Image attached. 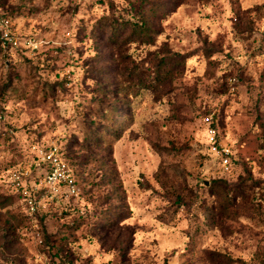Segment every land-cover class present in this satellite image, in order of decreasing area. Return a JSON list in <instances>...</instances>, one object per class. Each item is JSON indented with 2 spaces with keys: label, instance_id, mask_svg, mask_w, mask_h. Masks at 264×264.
Masks as SVG:
<instances>
[{
  "label": "rangeland",
  "instance_id": "374dc122",
  "mask_svg": "<svg viewBox=\"0 0 264 264\" xmlns=\"http://www.w3.org/2000/svg\"><path fill=\"white\" fill-rule=\"evenodd\" d=\"M0 7V264H264V0ZM54 148L79 194L31 214Z\"/></svg>",
  "mask_w": 264,
  "mask_h": 264
},
{
  "label": "built area",
  "instance_id": "2783aa9c",
  "mask_svg": "<svg viewBox=\"0 0 264 264\" xmlns=\"http://www.w3.org/2000/svg\"><path fill=\"white\" fill-rule=\"evenodd\" d=\"M0 36L5 42H12L14 40V29L11 18L0 7ZM208 146L212 154L218 157L220 163L225 169H229L231 149L219 143L216 133L213 129L209 130ZM40 158L43 163L49 165V168L38 183L30 192L28 185L23 184L20 175L15 176V182L27 203L31 214L40 210L43 206L40 203V196L35 194L38 191H43L42 197L45 200H55L66 195V197L76 196L79 194V187L73 170L60 155L57 148L49 151L41 150Z\"/></svg>",
  "mask_w": 264,
  "mask_h": 264
}]
</instances>
